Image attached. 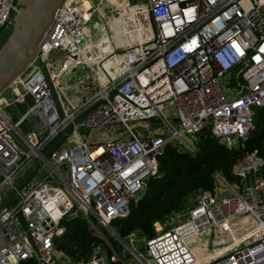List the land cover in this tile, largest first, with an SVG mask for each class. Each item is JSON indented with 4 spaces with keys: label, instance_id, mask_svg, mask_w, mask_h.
I'll use <instances>...</instances> for the list:
<instances>
[{
    "label": "built area",
    "instance_id": "2783aa9c",
    "mask_svg": "<svg viewBox=\"0 0 264 264\" xmlns=\"http://www.w3.org/2000/svg\"><path fill=\"white\" fill-rule=\"evenodd\" d=\"M21 7L0 0V32ZM104 36L109 50L97 55ZM255 108H264V0H63L34 58L0 91V204L40 165L15 204L0 208V264H109V252L117 260L112 241L150 264L133 248L138 240L152 264H264L258 150L233 165L237 185L216 171L215 188L156 222L152 238L140 230L121 236L113 225L159 175L169 144L195 153L199 136L210 133L228 148L241 146L255 129ZM119 125L114 139L92 141L96 128ZM80 217L103 242L76 260L59 242Z\"/></svg>",
    "mask_w": 264,
    "mask_h": 264
},
{
    "label": "trees",
    "instance_id": "16d2710c",
    "mask_svg": "<svg viewBox=\"0 0 264 264\" xmlns=\"http://www.w3.org/2000/svg\"><path fill=\"white\" fill-rule=\"evenodd\" d=\"M254 150L264 156V108L256 113L255 129L241 146L228 148L210 133L199 136L195 153L169 144L159 159V175L150 177L146 190L131 201L128 216L115 220L120 235L140 230L144 238H152L156 234V222H162L173 211L188 207L195 192L215 188L216 171L234 181L233 165ZM261 173L264 175V167ZM88 227L81 219L68 222L70 242L60 243V249L76 260L88 257L95 246L103 242Z\"/></svg>",
    "mask_w": 264,
    "mask_h": 264
},
{
    "label": "water",
    "instance_id": "95a60500",
    "mask_svg": "<svg viewBox=\"0 0 264 264\" xmlns=\"http://www.w3.org/2000/svg\"><path fill=\"white\" fill-rule=\"evenodd\" d=\"M62 3L63 0H21L22 7L14 18L11 33L0 47V91L21 73L27 64L34 58L44 35L53 23L56 10ZM36 64L44 72L55 104L61 116H63L59 98L46 63L41 59H37ZM72 129L73 125H69L65 128L62 135L46 152L47 157H49L54 149L65 140ZM39 167L40 165L36 164L27 172L16 187L4 198L3 202L0 204V208L8 202L13 205L15 204L14 195L29 181ZM126 255L130 257L128 252H126Z\"/></svg>",
    "mask_w": 264,
    "mask_h": 264
},
{
    "label": "rangeland",
    "instance_id": "374dc122",
    "mask_svg": "<svg viewBox=\"0 0 264 264\" xmlns=\"http://www.w3.org/2000/svg\"><path fill=\"white\" fill-rule=\"evenodd\" d=\"M11 30L12 28H8V29H4L0 32V47L2 46V44L7 40L8 36L10 35L11 33ZM50 59L51 61H54L53 59V55H50ZM20 110L21 111H24L26 109V106L24 105H20L19 106ZM261 108H255V111L256 113H258L260 111ZM14 109L13 108H9V111L12 112ZM18 117V115H17ZM168 119L174 124V121H173V118H171L170 116L168 117ZM152 122H158V121H163L161 118H155L153 120H151ZM27 127L24 126V129H26ZM124 128L122 125H119L118 128H116V130H114L113 128H109V127H100V128H96L94 131H92V141L94 142H106L110 139H114L115 137V134L112 132L114 131L116 134L120 133L121 131H123ZM81 133L82 134H87L88 131L86 129H81ZM188 138L194 142H197L198 141V138L195 136V135H187ZM28 172V171H27ZM235 185H237V182H234L232 181ZM15 199L18 200L19 199V196L16 195L15 196ZM78 219H81V220H84L86 223L87 221L83 218V217H80ZM76 219V220H78ZM68 224V223H67ZM88 224V223H87ZM113 225L117 228L116 224H115V220L113 221ZM88 230L91 231L88 227ZM109 237V240L112 239L111 236H108ZM225 239L228 241L229 240V237L226 235L224 236ZM68 242H70L68 240ZM114 242V241H112ZM60 243H63V241L59 242ZM133 248L137 251V253L139 254V256L143 259V260H146L148 262H150V264H152V261L150 260V256L146 250V245H145V242L143 240H138L136 242H134L132 244ZM117 249V254L122 257L123 259V263L119 262V263H116V264H140L134 257H127L125 255V251L123 250L122 247L118 246L116 247ZM109 264H115L114 262H112L111 260H109Z\"/></svg>",
    "mask_w": 264,
    "mask_h": 264
},
{
    "label": "bare ground",
    "instance_id": "6f19581e",
    "mask_svg": "<svg viewBox=\"0 0 264 264\" xmlns=\"http://www.w3.org/2000/svg\"><path fill=\"white\" fill-rule=\"evenodd\" d=\"M137 34H134V36H136ZM115 39H117L116 37H115ZM108 39H107V37L106 36H104L102 39H100L99 41L98 40H96V43H95V45L96 46H98L99 47V51L97 52V55H100L101 53H103V51H106V50H109V47H108V44H104L103 42L104 41H107ZM120 43V42H119ZM87 49H91V47H88ZM100 53V54H99ZM199 240L200 241H203V246L202 247H200L199 249H197V251H199V252H201V253H204L205 252V249H206V251H207V243H205L204 242V240L203 239H200L199 238Z\"/></svg>",
    "mask_w": 264,
    "mask_h": 264
},
{
    "label": "crops",
    "instance_id": "0c3cea01",
    "mask_svg": "<svg viewBox=\"0 0 264 264\" xmlns=\"http://www.w3.org/2000/svg\"><path fill=\"white\" fill-rule=\"evenodd\" d=\"M114 246L116 247L117 245L114 244ZM117 247H118V246H117ZM59 248H60V247H59ZM116 249H117V248H116ZM116 251H117V250H116ZM111 255H112L111 252H109V260H111V261L114 262L115 264H116V263H119V262H120V263H121V262H122V263L124 262L123 259H122V257H120L118 254H117V260H112V259H111ZM125 255H126V252H125ZM126 256H127V255H126ZM127 257H128V256H127ZM130 257H131V255H130ZM26 264H36V262L33 261V262L26 263Z\"/></svg>",
    "mask_w": 264,
    "mask_h": 264
}]
</instances>
